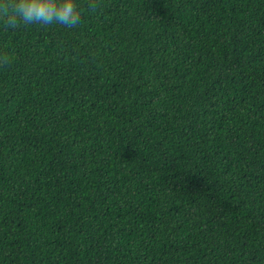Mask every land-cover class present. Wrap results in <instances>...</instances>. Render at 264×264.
Here are the masks:
<instances>
[{"label": "trees", "instance_id": "trees-1", "mask_svg": "<svg viewBox=\"0 0 264 264\" xmlns=\"http://www.w3.org/2000/svg\"><path fill=\"white\" fill-rule=\"evenodd\" d=\"M75 3L0 18V264H264V0Z\"/></svg>", "mask_w": 264, "mask_h": 264}, {"label": "clouds", "instance_id": "clouds-1", "mask_svg": "<svg viewBox=\"0 0 264 264\" xmlns=\"http://www.w3.org/2000/svg\"><path fill=\"white\" fill-rule=\"evenodd\" d=\"M0 18L5 27L20 25L73 28L81 22V12L75 0H0Z\"/></svg>", "mask_w": 264, "mask_h": 264}]
</instances>
